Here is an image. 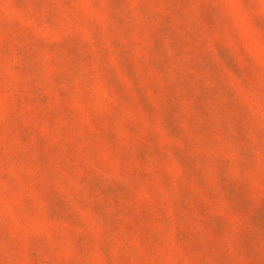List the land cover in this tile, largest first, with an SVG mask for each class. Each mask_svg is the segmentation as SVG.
Here are the masks:
<instances>
[{
    "label": "rangeland",
    "instance_id": "374dc122",
    "mask_svg": "<svg viewBox=\"0 0 264 264\" xmlns=\"http://www.w3.org/2000/svg\"><path fill=\"white\" fill-rule=\"evenodd\" d=\"M0 264H264V0H0Z\"/></svg>",
    "mask_w": 264,
    "mask_h": 264
}]
</instances>
